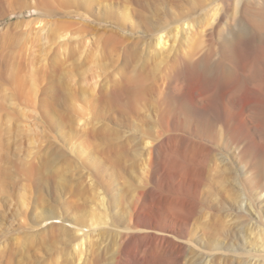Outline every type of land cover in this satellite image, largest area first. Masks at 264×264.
<instances>
[{
  "label": "rangeland",
  "instance_id": "obj_1",
  "mask_svg": "<svg viewBox=\"0 0 264 264\" xmlns=\"http://www.w3.org/2000/svg\"><path fill=\"white\" fill-rule=\"evenodd\" d=\"M242 31L264 0H0V264H264Z\"/></svg>",
  "mask_w": 264,
  "mask_h": 264
},
{
  "label": "bare ground",
  "instance_id": "obj_2",
  "mask_svg": "<svg viewBox=\"0 0 264 264\" xmlns=\"http://www.w3.org/2000/svg\"><path fill=\"white\" fill-rule=\"evenodd\" d=\"M243 35H246L245 34V32L244 31H242V33H241V35H240V37H239V39L237 40V42L239 43H237V46L242 50L243 49V47H245V48H247V50L249 51V53L246 55L245 54V56L244 57H242V60H245V61H247L248 60V62H254V59L255 58H257L258 59V56H259V54H261V48H263L262 46H264V39H261V38H259V42H258V40L256 39V37H258V36H253V37H249L248 39L246 38V40H243L242 39V36ZM245 37V36H244ZM162 42L160 41V44H161ZM236 43V42H235ZM237 46H235L234 45V47H236V48H238ZM233 47V48H234ZM235 49V48H234ZM239 49V50H240ZM239 50H237L236 52H238ZM230 52H231V50H229ZM227 52V54L228 53H230V52ZM233 51V50H232ZM235 52V53H236ZM247 52V51H246ZM232 53H234V52H232ZM231 53V54H232ZM234 53V54H235ZM239 53H242V52H240L239 51ZM229 55V54H228ZM236 55V54H235ZM230 56V55H229ZM228 56V57H229ZM238 56V55H237ZM262 56V55H261ZM261 56L259 57V62H260V58H261ZM227 57V58H228ZM234 57V56H233ZM226 58V59H227ZM232 58V57H231ZM231 58H229V59H227L228 61H231L232 59ZM238 58V57H237ZM244 58V59H243ZM262 59V58H261ZM234 60V59H233ZM256 61V60H255ZM243 62V61H242ZM242 62H240V63H242ZM256 62H258V61H256ZM231 63V62H230ZM238 63H239V61H238ZM262 63V62H261ZM232 65H231V67L232 66H234L235 67V65H233V62L231 63ZM235 64L237 65V63L235 62ZM244 65V64H243ZM248 65H250L249 63H248ZM253 65V64H252ZM251 65V66H252ZM255 65V64H254ZM263 65V64H262ZM238 66H240V64H238ZM246 66V64L242 67V68H244ZM237 67V66H236ZM231 69V68H230ZM236 69H238V68H236ZM232 71H234V70H232ZM232 71H230V73H232ZM237 70L235 71V74H237V73H240V72H237ZM229 73V72H228ZM234 73V72H233ZM261 74V71H257L256 73L254 72V73H252V72H248V74H245V75H243L242 76V80H241V83H240V85H239V87H238V89H237V91H242V89L245 87V84L248 82L249 84H251L252 86L254 85V89H252L251 90V93H252V95H254V96H258V98H264V78L262 79V76H264V75H262ZM177 88H179L178 90V93H182L183 91H185L186 89H187V87H188V85H189V78H188V76L186 75V73H183V74H180V75H178V77H177ZM239 82H240V79H239ZM177 93V94H178ZM234 94H236V93H233V95ZM238 94V93H237ZM180 95V94H179ZM231 95H232V92H231ZM240 95V94H239ZM239 95H238V97H239ZM235 96V95H234ZM251 97H253V96H251ZM234 98V97H233ZM256 98V97H255ZM255 98H254V100H255ZM264 100V99H263ZM49 230H51V229H53V227H50V228H48Z\"/></svg>",
  "mask_w": 264,
  "mask_h": 264
}]
</instances>
